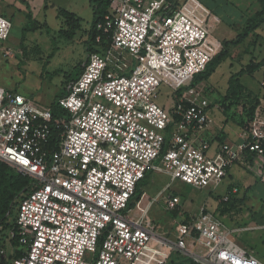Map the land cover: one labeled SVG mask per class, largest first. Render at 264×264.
I'll return each instance as SVG.
<instances>
[{"label":"built area","instance_id":"obj_1","mask_svg":"<svg viewBox=\"0 0 264 264\" xmlns=\"http://www.w3.org/2000/svg\"><path fill=\"white\" fill-rule=\"evenodd\" d=\"M177 2L109 0L57 117L0 86V161L31 179L7 239L9 264H168L175 253L193 264H264L205 207L164 234L151 217L158 198L134 200L149 172L214 190L232 166L264 158V94L239 142L213 149V102L193 83L212 61L205 44L216 21L202 23ZM12 27L0 13V42ZM0 52L11 55L3 44ZM162 86L174 94L168 106L157 103ZM165 206L177 209L174 196Z\"/></svg>","mask_w":264,"mask_h":264},{"label":"crops","instance_id":"obj_2","mask_svg":"<svg viewBox=\"0 0 264 264\" xmlns=\"http://www.w3.org/2000/svg\"><path fill=\"white\" fill-rule=\"evenodd\" d=\"M215 2V6H212L206 0H178L177 4L178 8H184L202 23H205L209 17L213 20L215 19L216 25L225 19L227 21L228 34H226L225 38L220 39L214 36V30L212 36L205 44V49L212 55V61H215L224 52L223 57L213 67L209 77L204 80L209 82L212 76L217 73L218 68L225 65V70L220 73L218 79L210 82V85L207 86L208 90L217 92L218 94L209 110L212 122L206 132V136L212 141L213 149L216 150L220 145L233 146L237 144L242 131L247 127L243 128L231 119L226 114L227 105L221 104L219 99L227 95L232 77L247 70L250 66L264 61V16L260 25L240 44L226 48L224 47V43L235 40L244 32L247 20L262 11L264 2L262 3L261 0H215ZM61 10L75 15L83 21V12L89 13L90 10L93 12L90 0H0L1 14L5 16L10 15L11 19L16 18V16L23 18L21 41L19 44L22 43L23 29L28 23L27 17L31 16L37 23L40 29L28 33L26 41L33 42L40 49V41L47 39L51 41L53 38L51 36L52 33L56 37L59 34L60 37L66 38L61 35V32L65 28V19L60 17ZM50 16L55 18V26L50 23ZM45 26L49 28L50 33H47ZM90 27L86 28L85 32H88ZM44 35L46 36L45 38L42 37ZM84 36L88 39L86 33H84ZM259 71L261 77L255 79L258 81L257 89H252L244 84L243 79L245 76L254 78L255 74ZM236 80L253 94L257 96L264 94V88L262 87V83L264 82V67L253 74H243ZM233 110L238 115H241L243 107H233ZM227 179V190L237 188L238 193L227 204L221 203V199H219L216 202L215 211L219 212L222 216H226L225 218L231 222H237L236 224L239 226L232 228L235 232L263 229L264 158H259L255 164L253 162L250 163L249 159H247L242 164L232 166L228 172Z\"/></svg>","mask_w":264,"mask_h":264},{"label":"rangeland","instance_id":"obj_3","mask_svg":"<svg viewBox=\"0 0 264 264\" xmlns=\"http://www.w3.org/2000/svg\"><path fill=\"white\" fill-rule=\"evenodd\" d=\"M212 6L216 5L215 0H206ZM235 1V0H229ZM222 7V6H221ZM227 8V7H225ZM89 14V15H88ZM226 14V13H224ZM11 18L10 15H6ZM84 24H82V32L78 33L73 42L72 40L62 38L54 33L52 40L49 39L40 41L41 49L33 42L20 43L21 29L23 18L16 16L12 18V30L10 37L5 42H0L4 47L11 51L10 56H6L0 52V86L6 90L14 91L27 98L33 99L38 103L49 107L56 96L64 92L66 84L71 81L79 73L80 67L87 60L86 41L84 36L85 29L90 27L93 20V12H83L82 15ZM50 23L55 26V18L50 16ZM226 19L219 22L215 28L214 36L224 39L228 34ZM82 34V35H81ZM36 35V34H35ZM45 38L46 36H42ZM86 38V39H84ZM225 70V65L218 68L217 73L212 76L209 82H201L207 89L210 82L218 79L220 73ZM261 77L260 71L255 74V77L245 76L244 84L252 89L258 88V79ZM173 91L167 87L160 88V95L157 100L159 105L168 106L173 97ZM217 92H212L207 89V97L214 102L217 98ZM156 164L163 167V163L157 161ZM17 171L15 168L10 166ZM1 182V180H0ZM7 184L6 182H2ZM226 178L224 182L214 190H197L191 186L181 184L180 182H172L170 177L164 173L149 172L146 178L138 185V195L134 200H138L140 194L146 193L152 200L158 198L151 210V217L156 224V229L159 233L168 234L173 227V224L179 223L188 219L190 216H195L201 208L205 207L210 213L222 221L230 230L238 227L237 222H231L216 212V202L227 195ZM170 186V187H168ZM167 189V191H165ZM7 187H0V215L5 207L7 199ZM165 191V192H164ZM164 192V193H163ZM21 193L15 202L18 204ZM174 196L178 203L176 211H167L165 200L167 196ZM17 207L12 211V218L15 219ZM8 213L6 214V216ZM238 219V218H236ZM1 220V219H0ZM236 221V220H235ZM242 225V224H241ZM11 229L8 228L3 238L2 250L6 252V256H10L12 252L11 246L7 243ZM231 239L240 247L253 251L256 257L264 263V228L250 230L244 232H235L232 230ZM168 264H191L190 260L180 254H173Z\"/></svg>","mask_w":264,"mask_h":264},{"label":"trees","instance_id":"obj_4","mask_svg":"<svg viewBox=\"0 0 264 264\" xmlns=\"http://www.w3.org/2000/svg\"><path fill=\"white\" fill-rule=\"evenodd\" d=\"M261 2L263 3L264 0H261ZM90 5L93 10V21L90 30L88 32H85L88 36V39L85 43L86 47L87 46L90 47L91 43L95 39L96 27L107 12V9L109 7V0H90ZM263 16H264V7L262 11H260L255 16L247 20L246 29L244 30V32L240 34L235 40L230 42H225L224 47L228 48L229 46L240 44L244 39H246L249 36V34L253 30H255L260 25V23L263 21ZM60 17L65 19V28L61 32L62 36L66 37L69 40H72L78 35V33L82 32L83 20L81 18H78L75 15L68 13L64 10L60 11ZM27 20L28 23L23 29L21 44L26 42V35L28 33L40 29V27L32 19L31 16H28ZM46 29H47V33H50L49 28L46 27ZM223 54L224 52H222L215 61H211L208 64L206 70L196 77L193 85L201 83L209 77L213 67L223 57ZM262 67H264V61L257 65H252L249 68H247V70L242 71L238 75L232 77L230 80V87L227 95L219 99V102L221 104L227 105L226 114H228L231 119H233L236 123H238V125H240L243 128H245L248 122L254 118L256 109L260 104L261 96H257L252 92L248 91L247 89H245L236 79L239 76H242L243 74H253L256 71L260 70ZM82 71H83V65L80 67L79 73L72 80L77 79L81 75ZM62 95L63 94L61 93V95L56 96L50 105V108L55 117H57L61 113V107L59 106V99L62 97ZM238 106L243 107V112L241 115H238V113L233 110V107L237 108ZM167 147L168 146L165 145L163 149V153L167 150ZM253 158L254 155H252L249 158L250 163L253 162ZM0 180H1L0 187L1 185H3L5 188L7 187L6 190L7 199L5 201V207L0 215V219H1L0 220V264H9L8 262L9 256L1 254V250L3 248L2 236L4 235V233L8 228L10 229L13 228L14 219L12 218V211L18 205L15 202V200L18 198V196L21 193L24 194L27 192V188L31 183V179L28 176L21 174L19 171H15L7 163L0 161ZM2 182H6L7 184L5 185ZM138 193L139 192L137 187L135 197L138 195ZM140 197L138 198V200L140 199ZM7 213L8 215L6 216ZM14 244L16 245V242H14ZM191 264L193 263L191 262Z\"/></svg>","mask_w":264,"mask_h":264}]
</instances>
